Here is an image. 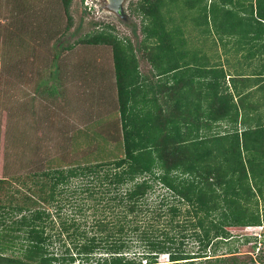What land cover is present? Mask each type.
Instances as JSON below:
<instances>
[{
	"label": "trees",
	"instance_id": "16d2710c",
	"mask_svg": "<svg viewBox=\"0 0 264 264\" xmlns=\"http://www.w3.org/2000/svg\"><path fill=\"white\" fill-rule=\"evenodd\" d=\"M60 2L67 19L71 0ZM231 2H130V10L141 17L140 56L130 38H119L110 25L79 39L110 48L114 85L104 91L106 97L88 88V111L95 115L87 113L88 121L72 137L74 156L67 161L52 157L47 166L26 174L36 178L38 191L22 200L12 193L6 197L7 179L0 178V264H246L234 254L230 229L264 226V128L238 132L233 116L227 120L233 126L224 134L192 137L181 130L184 121L175 115L165 119L158 102L161 75L178 67L175 49L186 41L184 18L207 24L208 18L224 16L225 3ZM255 11L264 17V0H255ZM140 58L158 76L153 85L139 69ZM169 91L175 93V87ZM78 148L84 155H78ZM72 179L77 184L70 196L79 202L67 200L72 207L67 216L61 213L66 203L57 196ZM156 187L165 193L152 207L148 196ZM84 198L92 201L87 208L82 207ZM44 203L55 206L54 215ZM163 206L167 209L162 211ZM88 209L93 218L87 225ZM166 211L169 218L163 221L169 230L159 222ZM190 239L197 242L196 249L185 245ZM133 240L135 250L129 243ZM161 254H167V263L158 262Z\"/></svg>",
	"mask_w": 264,
	"mask_h": 264
},
{
	"label": "rangeland",
	"instance_id": "374dc122",
	"mask_svg": "<svg viewBox=\"0 0 264 264\" xmlns=\"http://www.w3.org/2000/svg\"><path fill=\"white\" fill-rule=\"evenodd\" d=\"M135 1L125 0L118 14L106 10L101 0H71L67 20L60 0H0V178L7 179L4 187H9L10 192L6 197L12 193L22 200L25 194H34L31 190L38 191L39 185L34 184L36 178L26 176L29 171L47 166L52 157L67 161L74 156L76 145L71 143L72 137L88 121L87 113L95 115V111H88L92 108H88L87 100H92L88 88L104 93L114 83L113 68L109 66L110 48L80 43L79 39L110 25L119 38H130L136 53L141 54V17L129 7ZM144 62H140L142 66L146 65ZM76 151L78 155L85 153L79 148ZM71 182L57 196L61 203H66L61 213L67 216L72 213L67 200L79 202L70 196L77 184L76 179ZM164 193L156 187L148 196L152 207L158 206ZM82 201L83 208L92 202L89 198ZM43 205L54 215V205ZM166 209L163 206L162 211ZM180 209L185 207L181 205ZM85 213L88 225L92 210ZM167 218L166 211L159 222L169 230L163 221ZM230 231L234 236L229 241L237 246V259L246 264H264L263 225L234 227ZM129 243L131 250L137 248L135 240ZM185 245L188 249L197 248L193 239L186 240ZM158 262L167 263V254H161Z\"/></svg>",
	"mask_w": 264,
	"mask_h": 264
},
{
	"label": "crops",
	"instance_id": "0c3cea01",
	"mask_svg": "<svg viewBox=\"0 0 264 264\" xmlns=\"http://www.w3.org/2000/svg\"><path fill=\"white\" fill-rule=\"evenodd\" d=\"M183 21L186 41L175 49L178 67L160 77L158 102L165 119L175 115L184 121L181 130L192 137L224 134L233 126L227 122L233 116L238 132L264 128V17L256 15L255 0L225 3V15L208 18L207 24L196 23L190 15ZM143 60L139 69L153 85L158 76ZM169 87H175V93ZM220 100L230 112L221 109ZM218 116L223 118L218 121Z\"/></svg>",
	"mask_w": 264,
	"mask_h": 264
},
{
	"label": "water",
	"instance_id": "95a60500",
	"mask_svg": "<svg viewBox=\"0 0 264 264\" xmlns=\"http://www.w3.org/2000/svg\"><path fill=\"white\" fill-rule=\"evenodd\" d=\"M101 1L104 2V7L106 10H112L120 14L125 0H101Z\"/></svg>",
	"mask_w": 264,
	"mask_h": 264
}]
</instances>
